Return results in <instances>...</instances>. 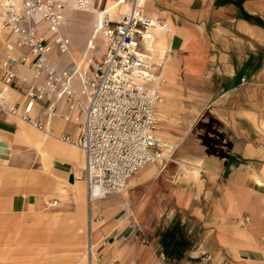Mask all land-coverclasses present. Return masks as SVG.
Returning a JSON list of instances; mask_svg holds the SVG:
<instances>
[{"label": "crops", "instance_id": "obj_1", "mask_svg": "<svg viewBox=\"0 0 264 264\" xmlns=\"http://www.w3.org/2000/svg\"><path fill=\"white\" fill-rule=\"evenodd\" d=\"M146 8L170 28H156V48L168 52L157 105L162 159L122 194L90 202L79 176L84 151L60 139L79 134L80 111L55 96L52 113L51 101L39 100L40 130L0 109V233L65 223L76 249L70 264H264V0H147ZM130 9V1L93 0L91 11L63 10L69 49L54 43L49 57L59 69L76 68L78 92L77 74H92L105 51L104 13L115 20ZM37 27L48 35L44 21ZM16 43L0 29V60ZM22 54L27 46L9 53L11 65L43 84L47 76L35 79ZM1 76L0 68V87ZM17 84L6 95L13 104L28 87ZM90 215L102 220L90 226ZM31 243L22 238L23 247Z\"/></svg>", "mask_w": 264, "mask_h": 264}, {"label": "built area", "instance_id": "obj_2", "mask_svg": "<svg viewBox=\"0 0 264 264\" xmlns=\"http://www.w3.org/2000/svg\"><path fill=\"white\" fill-rule=\"evenodd\" d=\"M130 1L131 9L113 19L107 14L102 28L105 37L103 56L94 63L92 74L78 73L82 88L78 92L72 83L77 70L73 66L59 69L50 59L53 44L62 52L68 41L62 35L63 10L69 4L85 10L93 0H0V26L17 35L16 45L6 44L7 58L0 60L2 70L0 109L11 116L44 130L41 121L33 117L36 103L52 97L65 98L70 111L79 110L82 120L79 134H62L60 139L83 149L85 164L79 176L85 179L90 202L124 192L128 180L147 164L162 159L163 143L157 138L159 123L157 105L162 99L161 86L168 52L156 48L157 24L170 28L162 17L152 16L147 0ZM44 21L48 35L37 25ZM27 46L20 62L27 64L35 79L47 76L35 85L20 69L11 65L15 48ZM28 84L24 101L13 104L6 95L20 90L17 81ZM81 95L87 97L85 102ZM55 101L49 108L53 113ZM67 120L71 119L68 115ZM102 216L90 215V226ZM90 255L93 245H89Z\"/></svg>", "mask_w": 264, "mask_h": 264}, {"label": "rangeland", "instance_id": "obj_3", "mask_svg": "<svg viewBox=\"0 0 264 264\" xmlns=\"http://www.w3.org/2000/svg\"><path fill=\"white\" fill-rule=\"evenodd\" d=\"M39 225L43 227V231H37V223L32 222L25 227L23 232L15 234L1 232L0 264H70L73 261L72 251L76 250L70 246L72 237H74L71 229L66 227L65 223L62 225L63 227H59L57 230L53 224L48 225V223L42 222ZM14 228L19 230L22 227L15 226ZM23 237L32 239L29 247H23ZM21 248L28 250V253L22 254ZM88 249L86 245L83 253L85 259H88L86 253Z\"/></svg>", "mask_w": 264, "mask_h": 264}, {"label": "bare ground", "instance_id": "obj_4", "mask_svg": "<svg viewBox=\"0 0 264 264\" xmlns=\"http://www.w3.org/2000/svg\"><path fill=\"white\" fill-rule=\"evenodd\" d=\"M69 0H67L66 2H68ZM122 2H125V1H122ZM126 4V3H125ZM128 6V5H127ZM66 8H68V9H72V10H78V11H91V7H89L88 9H85V10H81V9H78V8H76V7H74L73 5H67L66 6ZM65 8V9H66ZM99 10V9H98ZM107 14H110L109 12H105L104 13V22H105V19H106V16H107ZM63 19H64V15H63ZM100 20V19H99ZM98 22V21H97ZM103 23V22H102ZM62 25H63V23H62ZM156 28H160L164 33H167L168 31H165V29L163 28V26H161L160 24H157L156 25V27H155V29H154V31H155V33H156ZM0 29H1V26H0ZM68 41V40H67ZM68 49H69V44H68V46H67V49L64 51V52H66V51H68ZM167 58H168V56L166 57V60H167ZM165 63H166V61H165ZM164 66H165V64H164ZM164 69V68H163ZM162 77H163V73H162ZM87 255H89V251L87 252Z\"/></svg>", "mask_w": 264, "mask_h": 264}]
</instances>
